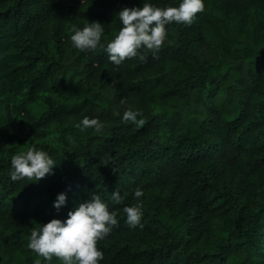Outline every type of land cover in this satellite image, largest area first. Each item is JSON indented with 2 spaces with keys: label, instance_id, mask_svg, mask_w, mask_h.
I'll use <instances>...</instances> for the list:
<instances>
[{
  "label": "trees",
  "instance_id": "obj_1",
  "mask_svg": "<svg viewBox=\"0 0 264 264\" xmlns=\"http://www.w3.org/2000/svg\"><path fill=\"white\" fill-rule=\"evenodd\" d=\"M144 2L182 0H0V264H48L31 230L93 195L118 212L99 264H264V0H203L158 52L114 65L118 13ZM91 22L100 44L81 52L72 29ZM129 109L142 127L123 120ZM85 117L103 131L77 128ZM33 144L52 174L12 181V156ZM138 203L131 228L123 208Z\"/></svg>",
  "mask_w": 264,
  "mask_h": 264
},
{
  "label": "clouds",
  "instance_id": "obj_2",
  "mask_svg": "<svg viewBox=\"0 0 264 264\" xmlns=\"http://www.w3.org/2000/svg\"><path fill=\"white\" fill-rule=\"evenodd\" d=\"M204 11L203 0H182L178 7H155L144 2L142 7L124 8L118 13L122 27L118 35L107 44L105 51L108 59L119 66L126 59L137 56L141 47L158 52L166 37V26L177 24H192L196 15ZM103 25L99 22L88 23L83 29L73 27L70 39L73 46L81 52L95 50L103 35ZM143 57H141L142 59ZM125 101H121V104ZM142 113L127 110L123 114L125 122H132L142 127L144 119H137ZM81 131L94 129L101 133L104 124L96 118L85 117L76 125ZM70 143L75 139L70 137ZM56 162L43 150H38L33 144L26 152L18 153L11 158L10 177L12 181L25 178L39 181L52 174ZM144 193L141 189L134 190V197L139 199ZM113 204H122L123 197L119 191L111 194ZM66 203V195L59 194L54 207L59 210ZM142 204L123 208L126 222L131 228L140 224L143 212ZM117 211H110L109 205L100 196L93 195L87 202L79 204L74 211L68 213L66 221L53 219L43 226L33 228L30 233L28 247L38 256L51 264L53 257L63 261V264H99L104 254L97 248L98 241L105 239L118 226ZM36 264H40L37 261Z\"/></svg>",
  "mask_w": 264,
  "mask_h": 264
}]
</instances>
